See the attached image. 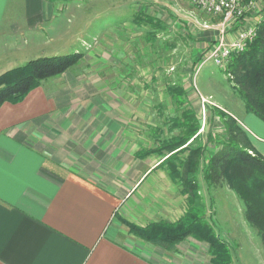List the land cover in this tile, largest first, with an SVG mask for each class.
Here are the masks:
<instances>
[{
    "label": "crops",
    "instance_id": "1",
    "mask_svg": "<svg viewBox=\"0 0 264 264\" xmlns=\"http://www.w3.org/2000/svg\"><path fill=\"white\" fill-rule=\"evenodd\" d=\"M54 7L52 0H0V22L23 35L22 29L58 19ZM71 93L39 85L22 100L0 105V264H212L207 243L192 235L165 248L128 230L123 219L140 226L177 219L187 207L186 195L168 166L159 163L164 157L145 153L159 134L141 144L139 124L127 130L123 109L108 105L111 95L77 104ZM238 96L235 112L215 107L237 121L252 155L264 157V120L246 110ZM76 106H86L84 115H76ZM140 108L131 105L132 119L139 118ZM212 113L211 131L221 132ZM170 125L161 137L173 134ZM204 128L201 122L202 143ZM202 171L200 165L198 191L209 211L217 185H209ZM233 204L229 198L226 209L234 212ZM229 215L230 228L247 242L251 230L238 227L235 212Z\"/></svg>",
    "mask_w": 264,
    "mask_h": 264
},
{
    "label": "rangeland",
    "instance_id": "2",
    "mask_svg": "<svg viewBox=\"0 0 264 264\" xmlns=\"http://www.w3.org/2000/svg\"><path fill=\"white\" fill-rule=\"evenodd\" d=\"M52 4L53 14L59 18L40 29H22L23 35L20 29L10 28L8 22H0V73L30 58L76 53L79 56L73 65L42 79L39 85L72 91L77 104L80 100L85 103L87 98L95 104L104 94L111 95L107 97L111 98L108 105H119L115 110L120 112L123 109L128 131L139 124L144 145L148 140L152 143L151 136L164 135L169 117L184 108L198 110L200 125L202 122L205 128L209 124L216 127L209 116L216 110L215 103L233 111L234 103L240 101L227 73L212 60L197 62L189 78L192 55L215 35L211 26L215 17L197 8L192 0H52ZM170 82H182L187 87L188 99L180 109L166 92L165 85ZM137 104L141 105L136 115L139 118L132 119L135 114H130V108ZM86 106H76V115H84ZM170 129L171 133L180 130L172 126ZM216 135L218 139L223 137L222 132ZM213 147L218 145L214 143ZM209 185H217L213 209L209 211L214 213L217 233L232 247L229 264H264V243L246 217L245 201L225 180ZM200 196L209 212L206 199ZM233 197L236 222L241 225L238 227L251 230L247 242L243 240L246 236L231 229L227 220L234 212L226 209V202Z\"/></svg>",
    "mask_w": 264,
    "mask_h": 264
},
{
    "label": "trees",
    "instance_id": "3",
    "mask_svg": "<svg viewBox=\"0 0 264 264\" xmlns=\"http://www.w3.org/2000/svg\"><path fill=\"white\" fill-rule=\"evenodd\" d=\"M244 22L246 19L241 18L232 29L240 28ZM214 42L215 35L211 36L206 47L198 48L192 55L189 78ZM78 56L70 53L35 57L2 71L0 105L4 101L22 100L42 79L62 73L78 60ZM220 69L227 73V79L244 101L246 110L264 120V19L259 22L256 35L247 47L231 54L226 66ZM165 89L177 109L188 99L187 87L182 82H170ZM212 111L223 124L221 139L216 138L218 133H213L209 124L206 127L207 140L205 143L200 141L197 136L200 112L193 111L190 106L169 117L171 126L179 128V132L159 137L152 148L145 150V153L153 152L164 157L159 163L168 166L171 178L180 184L181 193L186 195L184 213L175 220L158 219L145 226L126 219L123 222L137 237L165 248H173L178 241L192 235L207 243L212 264H229L231 247L217 233L197 192L198 170L200 165L203 166V178L208 184L225 180L245 201L246 217L257 228L264 243V157L248 153L245 133L233 117L217 107ZM213 138L218 147L209 150Z\"/></svg>",
    "mask_w": 264,
    "mask_h": 264
},
{
    "label": "built area",
    "instance_id": "4",
    "mask_svg": "<svg viewBox=\"0 0 264 264\" xmlns=\"http://www.w3.org/2000/svg\"><path fill=\"white\" fill-rule=\"evenodd\" d=\"M192 2L203 12L215 17L211 24L215 30V42L202 61L212 60L219 67L226 66L231 54L239 53L247 47L256 35L257 23L264 19V0H192ZM251 17L254 21L249 23L248 18ZM241 18L246 19V22L233 30V24Z\"/></svg>",
    "mask_w": 264,
    "mask_h": 264
}]
</instances>
